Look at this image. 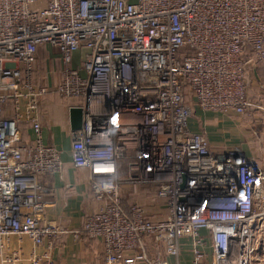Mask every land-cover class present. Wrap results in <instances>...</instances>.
<instances>
[{
  "label": "built area",
  "instance_id": "obj_1",
  "mask_svg": "<svg viewBox=\"0 0 264 264\" xmlns=\"http://www.w3.org/2000/svg\"><path fill=\"white\" fill-rule=\"evenodd\" d=\"M45 47L51 90L39 84ZM247 49L264 58V0H0V242L61 232L40 183L63 167L37 117L51 92L82 112L70 157L104 202L84 232L107 264H181L185 251L191 264H264L263 169L189 127L195 108L251 107ZM124 190L145 203L123 212Z\"/></svg>",
  "mask_w": 264,
  "mask_h": 264
},
{
  "label": "crops",
  "instance_id": "obj_2",
  "mask_svg": "<svg viewBox=\"0 0 264 264\" xmlns=\"http://www.w3.org/2000/svg\"><path fill=\"white\" fill-rule=\"evenodd\" d=\"M126 1L135 3L137 0ZM37 56L39 72L50 73L44 85L51 90L59 80L53 76L56 54L45 47L40 48ZM244 83L246 96L251 103L244 114L225 115L195 108L189 127L192 132L205 129L213 150H236L254 158L264 171L263 60L256 62L248 58L244 66ZM68 104L50 92L40 98L37 112L43 143L61 153V173L40 178L46 205L45 219L55 224L61 232L39 246H35L26 236H8L0 242V264H107L100 240L89 238L84 232V225L103 208L104 202L97 200L92 193L88 171L77 169L71 163L72 131ZM24 128V137L33 138V132L26 125ZM125 194H129L128 190L121 193L123 198ZM120 205L123 212L128 211L125 203L121 201ZM183 243L187 248L188 241L183 240ZM181 258V264H191L188 252L185 251ZM167 260L170 264L175 262L173 258Z\"/></svg>",
  "mask_w": 264,
  "mask_h": 264
},
{
  "label": "trees",
  "instance_id": "obj_3",
  "mask_svg": "<svg viewBox=\"0 0 264 264\" xmlns=\"http://www.w3.org/2000/svg\"><path fill=\"white\" fill-rule=\"evenodd\" d=\"M248 58L254 59L257 61L263 60L264 58H258L254 53H252L249 49L246 50L245 54H244V59L245 61L248 60ZM149 196L151 197L152 200V196L153 194H149ZM133 201H137L139 202V204H143L145 202V198L141 197V196H132L130 194H125L122 203H125V205L127 206V208L129 207V205L133 202Z\"/></svg>",
  "mask_w": 264,
  "mask_h": 264
},
{
  "label": "water",
  "instance_id": "obj_4",
  "mask_svg": "<svg viewBox=\"0 0 264 264\" xmlns=\"http://www.w3.org/2000/svg\"><path fill=\"white\" fill-rule=\"evenodd\" d=\"M68 115H69V124H70L71 131L75 132L79 130L81 128V119H82L81 109L71 108L68 111Z\"/></svg>",
  "mask_w": 264,
  "mask_h": 264
},
{
  "label": "rangeland",
  "instance_id": "obj_5",
  "mask_svg": "<svg viewBox=\"0 0 264 264\" xmlns=\"http://www.w3.org/2000/svg\"><path fill=\"white\" fill-rule=\"evenodd\" d=\"M76 55H78V57H76V56L74 57V60H73L74 65H77V63L79 62L80 52H77ZM45 80H46V77L44 76V72H42V74L40 75L39 84H41V85L45 84Z\"/></svg>",
  "mask_w": 264,
  "mask_h": 264
}]
</instances>
